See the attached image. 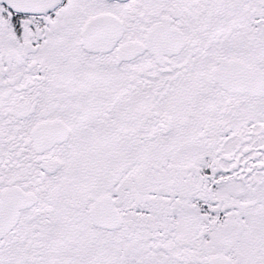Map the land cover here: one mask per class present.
Masks as SVG:
<instances>
[{
    "label": "snow or ice",
    "instance_id": "1",
    "mask_svg": "<svg viewBox=\"0 0 264 264\" xmlns=\"http://www.w3.org/2000/svg\"><path fill=\"white\" fill-rule=\"evenodd\" d=\"M0 264H264V0H0Z\"/></svg>",
    "mask_w": 264,
    "mask_h": 264
}]
</instances>
